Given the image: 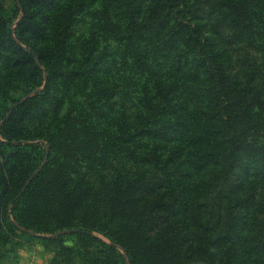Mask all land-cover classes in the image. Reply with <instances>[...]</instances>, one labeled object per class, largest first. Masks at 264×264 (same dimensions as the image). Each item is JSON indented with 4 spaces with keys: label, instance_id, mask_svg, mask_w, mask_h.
Returning <instances> with one entry per match:
<instances>
[{
    "label": "trees",
    "instance_id": "obj_1",
    "mask_svg": "<svg viewBox=\"0 0 264 264\" xmlns=\"http://www.w3.org/2000/svg\"><path fill=\"white\" fill-rule=\"evenodd\" d=\"M13 2L22 13L14 32L0 0V59L12 55L10 71H0V98H10L0 123V247L21 229H67L94 245L93 264H108L105 256L126 264L122 252L130 264H215V244L226 246L225 264H264V0H103L77 39L85 0ZM203 9L214 36L202 30ZM234 42L243 45L236 70L224 47ZM14 82L32 95L10 97ZM170 161L184 176L179 192L147 173ZM140 165L146 172L131 171ZM209 172L234 190L215 228L199 186ZM99 226L110 242L92 233ZM56 250L66 260L75 252Z\"/></svg>",
    "mask_w": 264,
    "mask_h": 264
},
{
    "label": "rangeland",
    "instance_id": "obj_2",
    "mask_svg": "<svg viewBox=\"0 0 264 264\" xmlns=\"http://www.w3.org/2000/svg\"><path fill=\"white\" fill-rule=\"evenodd\" d=\"M5 1V6H6V11L4 12V15L6 18H11L8 22V26L11 28L15 29L17 28L18 21L22 15L21 12L17 11L15 12V5L13 0H4ZM103 0H85L84 4V15L79 17V20L77 23L74 25V39H77V36L84 35L86 36L88 29L90 28L91 21L94 20V12L95 10H98L101 8ZM75 2H78V0H75ZM112 12H117L116 6L112 7L111 9ZM198 20L200 21L202 25V30L204 32H207V34H211L210 27L212 26L213 18L211 14L209 13L208 10L203 9L197 13ZM203 22H207V26H203ZM223 31L222 33H226L228 31V27H223L221 28ZM20 34V30L17 29V34ZM213 35V33L211 34ZM214 36V35H213ZM37 45L39 46L42 44V41L38 39ZM35 37H32L30 35H25V38H23V42L21 41L22 45L29 49V46H35ZM29 44V45H28ZM238 42H234V46H224L227 48L226 55L228 57V60L230 61V64L234 70H236V59L238 58L239 54L242 53V50L240 49L241 45H237ZM221 46L218 45L217 41L215 40V48L218 49ZM12 55L11 54H5L1 59H0V71L3 76H5L9 71H10V62L11 60L9 59ZM16 56V55H15ZM224 56V55H223ZM231 58V59H230ZM21 69L26 68V64L23 62L19 66ZM170 80H172L177 76V74H170ZM15 77L17 78L16 80L20 81L21 76L18 74H15ZM113 81H117L119 84V89L123 90L124 87V81L118 80V75L117 74H112L111 75ZM13 80L7 79L3 77V83L6 84V86L9 84V82ZM14 88H10L9 90V95L10 97L17 99L19 97H29L32 95L33 92H30L29 94H26L25 96L23 95L24 92L21 90V86L23 85H16V82L13 83ZM82 86V90H85V88H89L90 90L92 88V84L87 81V82H80ZM178 86V83L174 84L171 88V90H174ZM39 89V88H38ZM36 91V90H34ZM178 96H181L184 101V93L178 92ZM176 97V96H175ZM2 99V100H1ZM175 99V98H174ZM10 98L7 97L6 101H3V97L0 98V123L2 122L1 120V115L4 112V108L7 104H9ZM117 100V99H116ZM180 112H182L184 109H178ZM107 121V120H106ZM108 122V121H107ZM106 122V124H107ZM57 123V122H56ZM184 145V142H183ZM168 150L171 153H175L176 155L179 154L184 150L180 147L172 148L170 145H167ZM1 161V159H0ZM125 161V160H124ZM123 158L118 159L116 163H122L123 164ZM172 161L166 166H154L150 168V171L147 172L149 175L154 174L159 178H163L164 182L163 184L165 185V188H167L170 193V190H175V191H181L182 186L184 185V176L181 175V173H178L180 171L176 169H172ZM119 168V166L117 167ZM147 166H132L131 171L135 170L137 173H143L146 172ZM39 169V168H38ZM35 170V171H38ZM122 169V168H121ZM134 172V173H136ZM199 176V175H198ZM214 177L213 172H209L207 174H203L201 176V182H199L200 186V191H204L208 194V206L206 208V213L208 212L210 215L213 216L212 222L210 223L211 227L215 228L218 226H223L225 224V219L227 218V214H224L229 211V207L231 206L232 200L234 198V190L231 187L228 186H223L222 183L219 185L214 184V182L210 179ZM239 173H234L228 176V180L230 182H235L236 179H238ZM30 181V180H29ZM28 181V182H29ZM95 181V180H94ZM27 182V183H28ZM95 186H96V191H99V186L97 181H95ZM0 193H1V187H0ZM173 194V193H172ZM172 194H169L170 197H172ZM185 198V197H184ZM182 203H179L175 208H172V210L175 213V218L177 215V211L180 210L179 216L182 215V206L184 205V199ZM91 200V199H90ZM193 201V200H192ZM195 201V199H194ZM1 201H0V211H1ZM250 209V208H249ZM236 213L243 216L244 221L247 223L249 226V220H246V216L248 215V211H245L246 209L244 206L238 205L237 208L235 209ZM191 212L189 213V215ZM178 216V217H179ZM250 229V228H249ZM60 230L56 231L59 232ZM71 230H66L65 232L55 234L54 233H48V234H35L32 235V231L30 230H23L17 232L16 237H9L7 241L0 247V264H93V252H95V247L94 245H91V242L88 238L81 237L80 235L70 233ZM104 232H107V229L105 227H97L95 228L92 233L97 234L101 236L106 242H110V238L107 235H104ZM215 232V230H214ZM192 229H187L186 232L184 231L185 237L187 234H191ZM60 235V236H59ZM59 236V237H58ZM57 239H48V238H56ZM64 244L67 246H73L74 247V254H72V260H66V257L64 255H59L60 251H57L56 248L58 245ZM223 244H215L212 245L211 247V254H212V260H214L215 264H225V262L228 260V256L226 254L227 249L226 246ZM92 251H89L91 250ZM122 252V251H121ZM192 250L187 253V255H191ZM228 253V252H227ZM122 255L126 261V264H130L129 261L127 260V256L125 253L122 252ZM105 259L108 261V264H114L111 262L114 257H108L105 256ZM117 263L118 264H123L121 261V258L116 257ZM60 261V262H59ZM189 264H203L200 262H191Z\"/></svg>",
    "mask_w": 264,
    "mask_h": 264
},
{
    "label": "water",
    "instance_id": "obj_3",
    "mask_svg": "<svg viewBox=\"0 0 264 264\" xmlns=\"http://www.w3.org/2000/svg\"><path fill=\"white\" fill-rule=\"evenodd\" d=\"M12 32H14V28H12ZM27 96H28V95H27ZM27 96H25L24 98H22V100H24L25 98H27ZM29 180H30V178H29ZM29 180H28V181H29ZM28 181H27V182H28ZM27 182H26V183H27ZM66 230H67V229L60 230L59 232H56L55 234L65 232ZM119 248H120V247H119Z\"/></svg>",
    "mask_w": 264,
    "mask_h": 264
}]
</instances>
